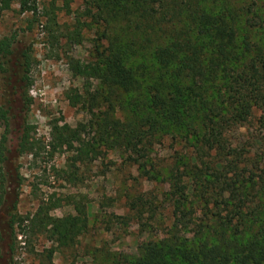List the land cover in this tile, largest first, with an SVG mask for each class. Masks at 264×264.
Returning a JSON list of instances; mask_svg holds the SVG:
<instances>
[{"label":"trees","instance_id":"trees-1","mask_svg":"<svg viewBox=\"0 0 264 264\" xmlns=\"http://www.w3.org/2000/svg\"><path fill=\"white\" fill-rule=\"evenodd\" d=\"M16 1L35 9L36 0H0V16ZM95 6L107 14L103 19L88 8L92 18L105 22L108 47L97 49L94 61L79 64L69 57L68 64L74 76L99 82L93 89L86 83L85 92L89 104L107 107L96 122L100 140L139 153L137 146L145 149L155 138L174 132L188 136L195 148V156L180 158L168 174L176 197L174 232L141 246L137 257L114 258L111 264H264V198L258 194L259 183L264 188V169L255 173L261 160L247 155L249 150L229 151L227 136L253 110L260 111L264 134V0H104ZM258 31L263 43L251 39ZM12 43L0 38L1 73L10 70L3 64L13 53ZM22 56L27 73L29 55ZM23 78L29 81L26 74ZM3 84L12 92L0 102V168L7 159L13 102L26 111L32 102L24 89L28 83ZM66 95L72 106L83 97L76 88ZM116 107L128 109L126 122L113 117ZM32 128H23L20 153L30 151ZM56 129L53 138L61 145L78 141L80 160L100 154L99 145L80 139L77 127ZM52 208L42 203L32 215L10 219L24 236L28 228L54 244L46 250L48 258L56 249L74 245L87 226L83 203L74 202L75 214L61 217L52 216ZM198 208L204 219L200 213L191 218ZM187 230L191 236L180 234Z\"/></svg>","mask_w":264,"mask_h":264},{"label":"rangeland","instance_id":"rangeland-1","mask_svg":"<svg viewBox=\"0 0 264 264\" xmlns=\"http://www.w3.org/2000/svg\"><path fill=\"white\" fill-rule=\"evenodd\" d=\"M96 2L102 5L104 0H36L35 9L30 10L27 4L16 1L0 16V38L13 40V53L3 64L10 70L0 72V102L12 92L3 83H28L24 89L32 98L27 111L17 101L10 112L7 159L0 168V264H111L114 258L137 257L141 246L169 238L176 227V197L171 194L168 174L180 158L195 156L189 137L165 133L145 149L137 146L139 153L127 145L107 146L100 140L102 133L96 124L106 104H89L85 92L86 83L93 89L99 82L74 76L69 68V57L86 64L95 60L97 49L108 47L105 22L92 18L88 10L91 7L93 13L106 18L105 11L97 10ZM259 32H252L251 39L263 43ZM22 53L29 55L27 73ZM16 59L20 66H16ZM70 88L83 94L75 106L67 99ZM129 114L127 108L116 107L113 117L126 122ZM259 116L260 111L253 110L252 116L227 136L228 150L234 148L243 154L249 150L247 155L261 160L255 173L262 174L264 134ZM63 124L77 127L80 139L99 145L100 154H88L80 160L78 141L71 147L61 145L53 135ZM25 125L33 126L29 130L31 148L20 153ZM2 132L0 127V135ZM140 155L142 158L135 161ZM146 156L147 162L140 164ZM210 158L205 156L207 161ZM262 188L259 183L258 194L264 198ZM74 202L84 204L86 229L74 245L56 249L50 258L46 250L54 244L45 235L27 228L24 236L22 227L10 225L11 216L32 215L42 203L53 206L49 210L52 216L75 214ZM199 213L204 219L201 208L191 218ZM188 231L180 234L191 236Z\"/></svg>","mask_w":264,"mask_h":264}]
</instances>
